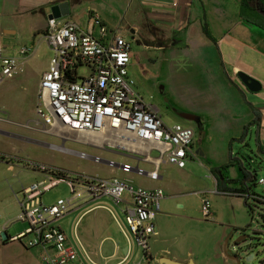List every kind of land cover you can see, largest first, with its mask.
Here are the masks:
<instances>
[{
	"label": "rangeland",
	"instance_id": "374dc122",
	"mask_svg": "<svg viewBox=\"0 0 264 264\" xmlns=\"http://www.w3.org/2000/svg\"><path fill=\"white\" fill-rule=\"evenodd\" d=\"M131 1L135 7V0ZM131 1L81 0L74 11V21L87 28V9L90 7L101 15L110 36L118 33L130 42V29L137 28L150 43L156 38L165 41V35L150 31L146 19L129 7ZM22 29L29 30L24 26ZM9 40L12 41H3L1 45L6 52H11L10 57L17 56L23 48L31 50L32 54L25 72L0 86V131L10 135L0 134V264H41V251L28 249V238L23 242L11 241L28 230L27 224L18 221L23 190L45 179L35 166H50L68 174L121 179L133 175L122 174L116 168L93 159L130 164L146 172L154 167L138 162L123 150L107 147L119 143L111 134L96 136L97 143L94 144L80 139L87 134L36 131L42 129L36 125L40 84L50 69L53 53L40 34L24 32ZM197 41L193 46L197 48L196 52L188 51L183 42H178L175 47L155 45L152 48L133 46L130 42L134 58L130 75L135 81V90L148 104L159 109L166 125L178 124L193 130L192 148L198 149L202 143L217 165L229 162L231 156L240 159L256 176L254 182L247 184L251 193L264 200V186L260 185L264 178V154L257 147L256 119L250 118L252 110L244 97L252 98L251 93L240 81L245 91L238 83L234 85L227 81L215 50L206 48L211 44L206 37L199 34ZM90 74L87 67L78 71L80 78ZM182 115L199 117L203 129L199 130L195 122ZM244 128L248 130L246 135ZM151 156L156 159L160 154L153 152ZM187 164L184 170L165 163L160 167L159 172L164 179L162 190L165 192L160 213L169 215L168 218L158 215L160 242L170 239L175 255L181 252L190 254L196 264H223L216 259V255L222 253L236 257L240 264H260L264 260V202L217 193L216 182L206 169V160L196 158ZM236 169L241 182L234 186L240 187L243 186V177ZM135 178L142 179L136 175ZM175 186L179 187L181 196L178 198L172 197ZM207 190L215 194H200ZM203 198L212 203V216L208 219L202 213ZM61 199L72 200V208L56 226L97 263L119 264L126 258L122 251L116 250L120 246L130 247L124 264H151L145 250L132 244L123 231L125 215L116 203L108 200L91 202L82 189L73 197L69 184L56 181L43 202L53 205ZM214 207L218 211L216 217ZM3 232L11 240L3 241ZM153 264L161 263L159 260Z\"/></svg>",
	"mask_w": 264,
	"mask_h": 264
},
{
	"label": "built area",
	"instance_id": "2783aa9c",
	"mask_svg": "<svg viewBox=\"0 0 264 264\" xmlns=\"http://www.w3.org/2000/svg\"><path fill=\"white\" fill-rule=\"evenodd\" d=\"M96 30L98 37L94 34ZM42 40L53 53L38 96L36 125L42 127V132L111 134L119 143L107 147L144 156V162L155 165L156 170L146 172L138 168L137 174L147 175L154 181L161 178L159 168L162 163L186 168L195 133L178 124L166 125L159 109L136 92L135 81L130 75L132 47L123 35L114 33L110 36L101 18L94 15L87 29L62 19L49 20ZM31 54V50L23 48L15 57L6 56L0 45V86L25 72ZM82 67L91 70L90 76L79 77L78 71ZM153 152L159 153L160 157L152 158ZM95 161L100 163L99 159ZM117 165L109 162L108 166L115 169ZM119 168L126 174L134 171L127 164L119 165ZM35 170L44 175V181L24 189L19 201L21 214L18 221L27 224L28 230L11 241L23 242L28 238L26 247L41 251V264H99L56 226L71 212L72 200L61 199L53 205L43 202L44 196L58 181L72 187L73 197L82 189L91 202L108 200L120 206L125 215L123 231L132 244L145 250L148 257L150 240L158 234L154 220L165 198L162 189L137 188L131 181L118 177L68 174L45 165H37ZM260 185L264 186V180H260ZM220 193L227 197L251 198L241 193ZM202 213L207 219L212 216V203L207 198L202 199ZM260 264H264V260Z\"/></svg>",
	"mask_w": 264,
	"mask_h": 264
},
{
	"label": "crops",
	"instance_id": "0c3cea01",
	"mask_svg": "<svg viewBox=\"0 0 264 264\" xmlns=\"http://www.w3.org/2000/svg\"><path fill=\"white\" fill-rule=\"evenodd\" d=\"M80 1L0 0V45L3 41L11 42L12 40H9L10 38H18L24 32L27 34H40L42 37L48 27L51 8L60 4L69 3L70 6L69 16L62 19V21L76 23L73 14L77 9V4H80ZM118 1L128 3L131 0ZM129 7L134 9L136 14L146 19L150 31L152 29L157 34L165 35L167 47H175L178 42H183L188 51L196 52L197 48L193 46L198 42V35L201 34L206 37L211 43L209 45L207 44L206 48L208 50H215L219 67L227 77V81L234 85L238 83L242 91H245V89L240 85L241 81L238 77L240 73L251 77L262 85V91L260 93H251L252 98L250 99L246 98V96L244 97L252 110V116L250 118L256 119V121L254 120V126L257 131V147L264 154V29L253 24H248L241 18V0H135V7L134 1H131ZM87 12L89 17L87 28L89 27L91 17L94 15H98L104 25H106L101 15L94 8L88 7ZM259 15L264 19L263 12H260ZM262 18H259L257 14L255 16L257 21H261ZM23 26L29 30L23 31ZM80 27L83 28L82 26ZM130 30L139 29L133 28ZM94 34L96 37L99 35L97 30ZM146 47L152 48L154 46ZM9 55H12L11 52H6V56ZM2 134L10 136L4 132ZM125 152L131 154L132 156L129 157L136 159L138 162H144V156L130 151ZM196 158L207 161L205 165L206 169L215 180L217 187L216 177L221 175L220 173H215L214 170L221 168L228 162L217 165L213 158L208 155L202 143L198 149L192 148L188 162L194 161ZM165 164L170 165L167 162ZM150 165L154 167L150 172L155 171V165ZM138 168L133 167L134 171L130 174L122 172L119 167L116 169L121 171L122 174L133 175L126 176L122 179L131 181L137 188L141 187L147 190L162 189L164 179L161 174V178L158 181L150 179L147 175L140 176L142 179L138 180L135 178V175L139 176L137 174ZM223 176L225 177V181L228 182L226 186L227 190H229L228 192L237 194L246 189L242 185L240 187L234 186L235 183L241 182V176L237 174L236 168H230L228 171L223 172ZM261 180H264V178ZM200 194L214 195L215 193L214 191L207 190L200 192ZM179 196H181L179 195V187L175 186L172 189V197L178 198ZM261 200L258 202H264V200ZM183 208L186 209V205ZM213 211L216 217L218 215L217 207H214ZM158 215H160V218L169 217L167 214H163L162 216L161 213L156 215L154 224L158 234L150 240L148 256L151 262H158L163 258H168L181 264H196L190 254L181 252V254L175 255L170 247V239H165L160 242L161 231L157 223ZM164 245L167 247H164ZM122 249L120 246L116 247L117 251H122ZM216 259H220L223 264L235 263L233 262L235 261L234 257H230L227 253L217 254ZM121 263L122 261L119 264Z\"/></svg>",
	"mask_w": 264,
	"mask_h": 264
},
{
	"label": "trees",
	"instance_id": "16d2710c",
	"mask_svg": "<svg viewBox=\"0 0 264 264\" xmlns=\"http://www.w3.org/2000/svg\"><path fill=\"white\" fill-rule=\"evenodd\" d=\"M260 12L264 13V0H241V18L247 22L248 24L256 25L262 29H264V19L262 16L259 15ZM256 14L261 17V21H257L255 19ZM248 133V130L245 128L244 135ZM243 135V136H244ZM230 168H238L240 173L242 174L243 186L246 187L245 190L240 191L241 194H246L250 196L252 199L253 197H257L261 199L262 197L256 196L255 194L251 193V189L247 186L248 183H252L256 180V176L249 172V170L244 166L243 162L238 158L230 157L229 162L222 166L221 168L214 170L215 173H220L221 176L216 177L217 180V190L219 192L229 191L227 190L226 186L228 182L225 181V177L223 176V172L228 171ZM251 193V194H249ZM249 199V198H244ZM255 200V199H254ZM259 201V200H255ZM247 205V203H246ZM11 240V238L8 239V241Z\"/></svg>",
	"mask_w": 264,
	"mask_h": 264
},
{
	"label": "water",
	"instance_id": "95a60500",
	"mask_svg": "<svg viewBox=\"0 0 264 264\" xmlns=\"http://www.w3.org/2000/svg\"><path fill=\"white\" fill-rule=\"evenodd\" d=\"M69 14H70L69 3L60 4V5H57V6H54L51 8V14L49 15V20L64 19V18L68 17ZM162 43H164V42L162 41ZM148 46L152 47V46H154V44L152 43V44H149ZM238 77L250 93L258 94L262 91V85L258 81L252 79L251 77H249L243 73L238 74ZM182 117L189 120V121L195 122L198 125L199 130L203 129V125H202L201 119L199 117L191 116V115H182ZM0 134H2V132H0ZM31 142L38 144V142H34V141H31ZM93 160L95 161V159H93ZM100 163H104L106 165H109V162H106L103 160H100ZM117 167H119V165H117ZM8 239H9L8 235L5 232H3L2 233V240L7 241ZM122 252H123L124 256L127 257L129 254V247L123 248ZM234 262H235V264H240V262L237 259H235ZM160 263L161 264H181V263L175 262L173 260H170L168 258L161 259Z\"/></svg>",
	"mask_w": 264,
	"mask_h": 264
},
{
	"label": "flooded vegetation",
	"instance_id": "af4514ba",
	"mask_svg": "<svg viewBox=\"0 0 264 264\" xmlns=\"http://www.w3.org/2000/svg\"><path fill=\"white\" fill-rule=\"evenodd\" d=\"M130 42L131 44L134 46V45H137L139 47H146L148 46L149 44H152L150 43L151 41L147 40L144 36V34L140 31V30H130ZM164 43H162L161 40H159L158 38H156V40L153 42L154 46L155 45H167V42L166 41H163ZM134 59V58H133ZM133 59H132V62H133ZM38 132H41V130H36ZM44 133V132H43ZM236 259V257H234V260ZM234 262V261H233ZM154 262H151V264H153Z\"/></svg>",
	"mask_w": 264,
	"mask_h": 264
},
{
	"label": "bare ground",
	"instance_id": "6f19581e",
	"mask_svg": "<svg viewBox=\"0 0 264 264\" xmlns=\"http://www.w3.org/2000/svg\"><path fill=\"white\" fill-rule=\"evenodd\" d=\"M80 139H84L87 142L94 143V144H95V142L97 143V141H96V135H91V134L90 135H84ZM122 146L125 147V148H127V145H122Z\"/></svg>",
	"mask_w": 264,
	"mask_h": 264
}]
</instances>
